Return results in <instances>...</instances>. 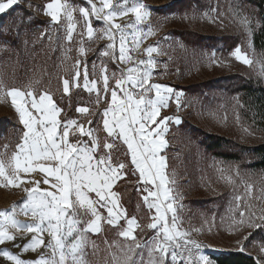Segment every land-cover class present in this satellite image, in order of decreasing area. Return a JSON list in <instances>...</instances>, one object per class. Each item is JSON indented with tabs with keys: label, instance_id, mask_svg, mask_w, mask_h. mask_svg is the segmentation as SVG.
<instances>
[{
	"label": "snow or ice",
	"instance_id": "snow-or-ice-1",
	"mask_svg": "<svg viewBox=\"0 0 264 264\" xmlns=\"http://www.w3.org/2000/svg\"><path fill=\"white\" fill-rule=\"evenodd\" d=\"M85 2L90 7L78 8L84 22V30L78 33L81 37L79 57H86L88 51L83 44V36L86 35L89 41L106 38L109 43L98 55L109 58L113 63L119 61L132 66L119 69L120 75L117 76L115 72L109 73L103 60L99 64L93 61L91 70L86 59L76 60L71 80L62 81L63 94L70 97L71 88H81L95 94L97 105L110 96L108 106L102 111L94 113L88 107L76 108L79 116L100 118L99 121L88 119L87 124L68 116L49 91L37 95L32 90L13 87L4 92L5 96L11 97L24 130L17 145L14 166L9 165L10 172L6 174L4 165L0 163V185L22 188L26 196L11 211H0V245L15 241L17 233H30L31 238L23 246V251L35 252L43 246L51 254L41 253L34 261H24L7 249H0V256L14 264H87L84 256L88 234L100 233L102 224L106 223L119 227V235L132 242L127 248L124 264H144L145 249L148 264H212L204 254L195 257L193 249L200 252L202 245L180 230L178 209L183 205L178 203L181 196L175 192V180L170 179L168 158L164 154L169 124L180 125L182 118L179 115L162 116L161 109L174 101L179 111L183 93L171 86L152 82L157 64L152 55L157 51L155 46L145 50L147 59L135 60L130 54L133 49L126 43L131 35L138 46L135 33H129L128 29H135L147 20L151 9L142 2L129 7V0H118L116 4L113 0H99V6L94 0ZM10 10L13 13L19 10L13 20L19 34V26L31 23V10L41 9L32 0H0V15L8 14ZM42 10L54 24L67 21L65 35L72 42L77 29L72 13L77 9L67 0H50ZM129 13L134 14V23H115L116 17ZM92 18L104 27L94 28ZM242 23L251 36L252 29L247 26L251 25L252 17L244 16ZM6 28L0 25V29ZM152 34V28L141 33L145 38ZM231 55L246 65L252 64L240 46H236ZM260 74L264 75V68ZM110 79H114V86L110 85ZM3 89L0 82V90ZM97 124L102 125L103 139L98 135L100 129ZM21 173L42 174L43 179L25 181ZM129 174L137 177V191L149 212L154 210L155 213L151 216L152 222L147 224V228L154 230V235L144 242L137 241L134 235L135 229L140 227L136 217H128L127 210L120 203L119 193L114 191L118 182ZM28 183L32 187L25 186ZM41 183L49 185V188H41ZM20 214L30 216L32 222L20 221L17 219ZM240 215L243 217L244 213ZM121 221L126 227L121 225ZM245 224L248 228L264 231V211L258 219L249 213L248 220L241 219L236 227ZM44 233L51 238L47 244L43 239ZM251 235L249 232L236 241L239 251H246L244 241ZM260 252L264 254V244ZM256 264H264V255L257 258Z\"/></svg>",
	"mask_w": 264,
	"mask_h": 264
},
{
	"label": "rangeland",
	"instance_id": "rangeland-1",
	"mask_svg": "<svg viewBox=\"0 0 264 264\" xmlns=\"http://www.w3.org/2000/svg\"><path fill=\"white\" fill-rule=\"evenodd\" d=\"M32 2L41 9L31 10L34 12L33 16L42 21L34 30L36 40H45L41 52L30 54L29 23L19 26V34H17V26L13 24V20L19 10L0 20V25L7 26L6 29H0V55L2 50L11 44L10 39L13 35H18L23 45L22 50L15 49L12 64L9 63L8 58L0 57V82L4 85V89L0 90V163L4 165L6 174L11 170L9 165L14 166V156L24 129L12 106L11 97L5 96V91L13 87L32 90L37 95L49 91L53 98L54 93H59L62 96L60 106L66 110L67 115L79 118L81 122L87 124L88 119L99 121L100 118L79 116L76 108L84 106L94 113L102 111L108 106L107 101L110 100V96L97 105L94 102L95 94H89L81 88H71L70 97L63 94L62 81L71 80L75 72L76 60L86 59L90 70L93 61L99 64L103 60L108 65L109 73L115 72L117 76L120 75L119 69L132 66V64H121L119 61L113 63L109 58L98 55L109 43L106 38H94L89 41L86 35L83 36V44L88 51L86 57H79L81 37L78 33L84 30V22L78 8L90 7L85 0H67L68 4L77 9L72 13L77 24L72 42H69L65 35L67 21L62 20L60 24H54L50 17L44 14L42 9L50 0H32ZM94 2L99 6V0ZM117 2L118 0H113V4ZM137 2L148 5L151 15L135 29H128L129 33H135L139 41L137 46V41H134L131 35L127 37V46L133 49L130 54L135 60L147 59L145 50L149 46H155L157 51L152 55L157 64L152 82L171 86L183 93L179 111L174 101H171L167 108L161 109L162 116L179 115L182 118L180 125L169 124V131L165 134L168 145L164 152L168 158L170 179L175 180V192L181 196L178 203L183 205V208L178 209L180 230L187 232L189 239L202 245L200 252L193 249L195 255L208 256L212 264H217L215 256L239 251L236 241L251 232L252 235L244 241L246 244L244 252L257 259L264 255L260 252V247L264 244V231L248 228L246 224L237 228L236 224L241 219L247 221L249 213H253L254 218L257 219L261 216L264 211V179L242 170L238 164H225L207 153L200 144V136L195 132L198 128L207 133L233 137L245 144H255L264 140V132L254 129L243 118L239 95L226 97L217 85L212 86L215 89L204 88L206 86L204 83L207 81L216 80L233 70L231 59L236 58L231 55L232 51L229 54L225 52L223 37L226 35L243 33L244 50H241L252 61V64L247 66H253L255 74L261 75L264 56L252 48L253 32L260 24L256 10L246 0H129L128 6ZM244 16L252 17L251 25L247 26L252 29L251 36L242 23ZM134 22L135 16L131 13L115 18V23L121 25ZM92 24L97 29L104 27L94 18ZM148 28H152L154 34L145 38L141 33L146 32ZM193 33L203 35L202 41L199 42ZM22 61L27 63L26 67L29 65V68L21 72L22 81L18 86L15 78L16 67ZM30 62H39L32 71H30ZM52 68L53 73L50 71ZM47 80H49L46 84L47 89H41V85ZM114 84V79H110V85L114 86ZM190 85H199V87L187 90ZM148 95L154 97L153 93ZM96 126L100 129L98 135L103 139L105 133L102 125ZM20 175L25 181L43 179L42 174L37 173ZM25 186L32 187V184L28 183ZM40 187L49 188V185L41 183ZM118 188H122L121 191ZM114 191L119 193L120 203L127 210L128 217L135 216L138 220L140 227L135 229L137 241L144 242L152 237L154 230L147 228V224L152 222L151 216L155 213L154 210L150 213L144 205L141 194L137 191V177L129 174L127 178L118 182ZM131 193L134 194V203H129L126 207L122 199L127 198ZM25 196L26 193L22 188L0 185V211H11L13 206L18 205ZM101 212L106 216L103 209ZM242 212L243 217L240 215ZM17 219L32 222L30 216L26 217L23 214L18 215ZM121 225L126 226L124 221ZM119 231V227L103 223L100 233L88 234L89 242L84 256L87 264H124L127 248L132 242L120 236ZM16 235L15 241L0 245V249H7L24 261H34L41 253L51 254V251L43 246L35 252L23 251V246L29 242L31 234ZM43 239L47 244L51 238L44 233ZM139 251L137 249V252ZM133 259L136 257L133 256ZM143 259L144 264H148L146 249ZM0 264H14V262L0 256Z\"/></svg>",
	"mask_w": 264,
	"mask_h": 264
},
{
	"label": "trees",
	"instance_id": "trees-1",
	"mask_svg": "<svg viewBox=\"0 0 264 264\" xmlns=\"http://www.w3.org/2000/svg\"><path fill=\"white\" fill-rule=\"evenodd\" d=\"M248 1L256 10V14L259 18V26L253 32L252 44L253 49L263 54L264 56V0H246ZM13 15L11 10L8 14L0 15V20L5 17ZM32 21L30 24V54L39 53L45 46V40H36L34 30L38 24L42 21L37 17H34V12L31 11ZM33 17L35 18L33 21ZM197 40L202 41L203 35L198 33H193ZM243 33H237L233 35H226L223 37L224 48L226 54H229L235 49L236 46L243 47ZM36 40V41H35ZM36 43H34V42ZM11 44L2 50L0 57L8 58L9 63L12 64L13 56L15 55V49L22 50L23 45L21 44L18 35H13L10 39ZM48 52V50H47ZM233 70L225 75H222L216 80H209L204 83L205 87L213 89V85L219 86L226 97L239 95L241 100V114L243 118L256 130L264 132V75L255 74L253 71V66H247L244 63L237 61L236 59H231ZM39 62H30V71H32ZM27 63L18 64L16 67V85L20 86L21 72L24 69H28L29 65L26 67ZM53 73V68L50 70ZM50 77V75H49ZM51 78V77H50ZM49 82L47 80L42 84L41 89H47L46 84ZM199 85H190L187 87L189 89H197ZM215 89V88H214ZM61 95L59 93H54V99L59 105H61ZM65 106V105H63ZM200 136V144L205 148L207 153L211 154L213 157L221 160L225 164L235 165L238 164L242 170L258 175L264 179V140L255 144H245L239 142L233 137L207 133L201 129H195ZM122 188H118L121 191ZM123 204L127 207L129 203H134V194L131 193L127 198L122 199ZM217 264H256V258L253 255H249L246 252L232 251L224 253L214 257Z\"/></svg>",
	"mask_w": 264,
	"mask_h": 264
},
{
	"label": "built area",
	"instance_id": "built-area-1",
	"mask_svg": "<svg viewBox=\"0 0 264 264\" xmlns=\"http://www.w3.org/2000/svg\"><path fill=\"white\" fill-rule=\"evenodd\" d=\"M181 243H182V241H181ZM178 251H183V249H178ZM195 254V253H194ZM187 255V253H185V256ZM195 257L196 258H198L196 255H195ZM178 264H179V262H178Z\"/></svg>",
	"mask_w": 264,
	"mask_h": 264
},
{
	"label": "crops",
	"instance_id": "crops-1",
	"mask_svg": "<svg viewBox=\"0 0 264 264\" xmlns=\"http://www.w3.org/2000/svg\"><path fill=\"white\" fill-rule=\"evenodd\" d=\"M239 62H241V61H239ZM241 63H242V62H241ZM137 221H138V220H137ZM121 222H122V221H121ZM121 222H120V223H121ZM125 227H126V226H125ZM134 235H136V233H135V232H134Z\"/></svg>",
	"mask_w": 264,
	"mask_h": 264
}]
</instances>
